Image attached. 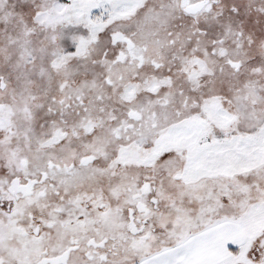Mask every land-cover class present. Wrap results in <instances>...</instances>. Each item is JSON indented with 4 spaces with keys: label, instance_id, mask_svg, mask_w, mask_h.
<instances>
[{
    "label": "snow or ice",
    "instance_id": "1",
    "mask_svg": "<svg viewBox=\"0 0 264 264\" xmlns=\"http://www.w3.org/2000/svg\"><path fill=\"white\" fill-rule=\"evenodd\" d=\"M0 264H264V0H0Z\"/></svg>",
    "mask_w": 264,
    "mask_h": 264
}]
</instances>
